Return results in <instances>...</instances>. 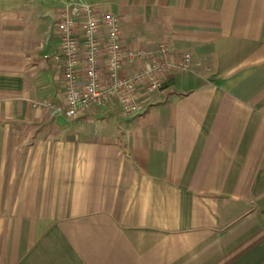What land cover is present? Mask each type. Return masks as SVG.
I'll list each match as a JSON object with an SVG mask.
<instances>
[{
    "label": "crops",
    "instance_id": "0c3cea01",
    "mask_svg": "<svg viewBox=\"0 0 264 264\" xmlns=\"http://www.w3.org/2000/svg\"><path fill=\"white\" fill-rule=\"evenodd\" d=\"M72 2L192 66L67 122L43 104ZM0 264H264V0H0Z\"/></svg>",
    "mask_w": 264,
    "mask_h": 264
},
{
    "label": "built area",
    "instance_id": "2783aa9c",
    "mask_svg": "<svg viewBox=\"0 0 264 264\" xmlns=\"http://www.w3.org/2000/svg\"><path fill=\"white\" fill-rule=\"evenodd\" d=\"M56 25L60 44L54 58L63 99L43 106L67 122L84 117L92 107L119 106L124 118L136 114L143 102L163 94L165 73L192 66L191 52L172 56L166 43L148 50L124 47L118 17L98 13L89 4H67ZM140 60L149 62L125 72Z\"/></svg>",
    "mask_w": 264,
    "mask_h": 264
}]
</instances>
